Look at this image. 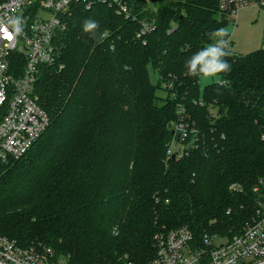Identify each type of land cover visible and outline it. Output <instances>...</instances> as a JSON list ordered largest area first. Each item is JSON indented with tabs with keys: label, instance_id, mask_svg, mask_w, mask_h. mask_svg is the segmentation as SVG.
I'll use <instances>...</instances> for the list:
<instances>
[{
	"label": "trees",
	"instance_id": "1",
	"mask_svg": "<svg viewBox=\"0 0 264 264\" xmlns=\"http://www.w3.org/2000/svg\"><path fill=\"white\" fill-rule=\"evenodd\" d=\"M219 4L86 0L62 15L56 60L31 93L48 125L0 164L1 235L65 264H146L157 232L187 227L201 240L242 229L264 178V47L236 54L230 43L231 71L202 89L185 72L229 23ZM86 20L97 29L84 32ZM177 120L188 124L186 153L168 157Z\"/></svg>",
	"mask_w": 264,
	"mask_h": 264
},
{
	"label": "built area",
	"instance_id": "2",
	"mask_svg": "<svg viewBox=\"0 0 264 264\" xmlns=\"http://www.w3.org/2000/svg\"><path fill=\"white\" fill-rule=\"evenodd\" d=\"M86 0H0V164L22 157L42 135L48 116L32 96L41 65L56 60L53 37L62 29L63 14ZM264 7V0H220V11L228 19L240 8ZM22 20L23 31L13 34L12 19ZM228 46L230 41L226 38ZM19 64L15 68L14 56ZM14 65V66H13ZM172 139L166 156L186 153L188 124L172 123ZM234 189V187H232ZM257 194L253 216L230 236L204 235L193 238L187 227L154 235V256L146 264H264V178L253 189ZM220 240V241H219ZM0 264H65L48 247L19 245L0 234ZM100 264H134L128 260Z\"/></svg>",
	"mask_w": 264,
	"mask_h": 264
},
{
	"label": "clouds",
	"instance_id": "3",
	"mask_svg": "<svg viewBox=\"0 0 264 264\" xmlns=\"http://www.w3.org/2000/svg\"><path fill=\"white\" fill-rule=\"evenodd\" d=\"M22 23L19 17L10 21L14 35L22 33ZM97 27V22L94 20H86L82 25L84 32H93ZM227 35V30L224 28H218L210 33L211 42L201 47L198 51H195L185 61L186 74L191 77L207 80L216 79L220 74L230 72L231 65L229 61L225 59V57L230 55L227 50L228 42L224 39Z\"/></svg>",
	"mask_w": 264,
	"mask_h": 264
},
{
	"label": "rangeland",
	"instance_id": "4",
	"mask_svg": "<svg viewBox=\"0 0 264 264\" xmlns=\"http://www.w3.org/2000/svg\"><path fill=\"white\" fill-rule=\"evenodd\" d=\"M224 29L227 30V38L231 41V51L236 54H246L264 47V7L240 8L234 20H230ZM149 76L152 83H156L157 76L151 67H149ZM217 79L199 78L200 89ZM160 95L164 93L160 92Z\"/></svg>",
	"mask_w": 264,
	"mask_h": 264
}]
</instances>
